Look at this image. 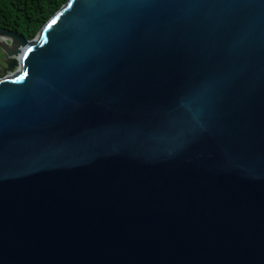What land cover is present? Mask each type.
Here are the masks:
<instances>
[{"label": "water", "instance_id": "1", "mask_svg": "<svg viewBox=\"0 0 264 264\" xmlns=\"http://www.w3.org/2000/svg\"><path fill=\"white\" fill-rule=\"evenodd\" d=\"M0 54V264H264V0H68Z\"/></svg>", "mask_w": 264, "mask_h": 264}, {"label": "trees", "instance_id": "2", "mask_svg": "<svg viewBox=\"0 0 264 264\" xmlns=\"http://www.w3.org/2000/svg\"><path fill=\"white\" fill-rule=\"evenodd\" d=\"M68 0H0V27L32 39Z\"/></svg>", "mask_w": 264, "mask_h": 264}, {"label": "flooded vegetation", "instance_id": "3", "mask_svg": "<svg viewBox=\"0 0 264 264\" xmlns=\"http://www.w3.org/2000/svg\"><path fill=\"white\" fill-rule=\"evenodd\" d=\"M7 63L4 62L2 55L0 54V76L5 74V68L7 67Z\"/></svg>", "mask_w": 264, "mask_h": 264}, {"label": "rangeland", "instance_id": "4", "mask_svg": "<svg viewBox=\"0 0 264 264\" xmlns=\"http://www.w3.org/2000/svg\"><path fill=\"white\" fill-rule=\"evenodd\" d=\"M8 70H9L8 67H6V68H5V72L8 71Z\"/></svg>", "mask_w": 264, "mask_h": 264}]
</instances>
